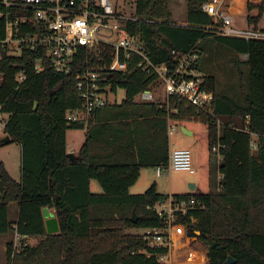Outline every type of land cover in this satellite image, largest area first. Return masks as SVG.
Segmentation results:
<instances>
[{
	"label": "trees",
	"instance_id": "1",
	"mask_svg": "<svg viewBox=\"0 0 264 264\" xmlns=\"http://www.w3.org/2000/svg\"><path fill=\"white\" fill-rule=\"evenodd\" d=\"M171 1L134 0L136 19L124 25L129 35L144 41L153 63L170 64L172 50L185 54L207 37L246 55L238 62L248 66V73L238 69L235 97L219 89L215 75H203L202 88L213 94L207 113L176 97L161 107L136 101L140 91L156 84V77L136 68L135 57L125 71L104 72L100 80L114 93L123 89L122 101L95 108L86 123L71 121L67 113L82 104L76 74L105 67L112 45L81 47L68 73L49 67L41 46L3 54L0 111L8 114L4 133L20 146V178L15 180L0 161V234L12 230L38 237L16 252L7 243L6 264H160L157 254L167 249L150 247L140 233L127 229L163 226L153 207L169 196L158 192L155 183L138 194L128 189L142 169L166 167L168 124L191 130L196 141V186L172 198L193 197L204 206L179 214L177 221L204 252L205 264H223L229 256L234 259L230 264H264V41L215 34L213 17L202 9L208 0H185L187 24H177ZM245 5L246 26L264 31V0H245ZM39 58L46 68L37 72ZM198 62L194 65L201 71ZM20 72L22 81L17 80ZM84 128V141L71 160L66 131ZM217 144H224L220 161L212 152ZM91 179L98 180L102 193L90 191ZM12 201L18 205L15 227L8 217ZM45 207L57 217L56 233L46 232Z\"/></svg>",
	"mask_w": 264,
	"mask_h": 264
},
{
	"label": "built area",
	"instance_id": "2",
	"mask_svg": "<svg viewBox=\"0 0 264 264\" xmlns=\"http://www.w3.org/2000/svg\"><path fill=\"white\" fill-rule=\"evenodd\" d=\"M222 1L208 0L202 4V9L215 20L211 26L215 34L264 41V31L224 23ZM135 19L119 13L113 0H0V30H4V36H0V59L4 53L19 55L25 50H35L41 46L45 48L48 66L57 72L68 73L81 47L110 44L113 51L105 67L87 68L76 74L75 86L82 104L80 108L67 113L68 120L86 123L95 108L115 102L117 92H112L109 86H102L100 80L106 77L104 72L125 71L128 61L135 57V67L148 76H155L158 90L162 92L160 97L153 88L142 90L135 96L136 101L154 102L161 107L169 106L171 97H176L177 100L183 99L193 105L197 111L207 113L213 94L201 86L203 74L194 65L199 58L198 49L185 54L172 50V63H153L144 41L139 36L129 35L124 28L127 21ZM34 67L37 72L44 70L45 60L43 62V58H39ZM23 78L20 72L17 80L22 81ZM2 114L4 112L0 111V129L4 131L6 120L2 121ZM176 127L175 124H168L169 137ZM221 147L224 144L212 148L217 161L222 159L219 153ZM165 168L191 174L197 172L189 149L174 145H170ZM221 178L222 175L218 173L217 190L221 188ZM153 208L163 218L164 224L161 227L143 228L140 234L150 247L167 249L157 254L158 262L172 264L170 261L174 257V250L180 249L182 257L179 264H205L204 252L194 244V238L187 234L184 224L177 221L179 214L204 209V206L197 205L193 197L176 200L171 196ZM19 245L18 242L12 244L13 252L20 251L26 244ZM17 247L21 248L17 250Z\"/></svg>",
	"mask_w": 264,
	"mask_h": 264
},
{
	"label": "rangeland",
	"instance_id": "3",
	"mask_svg": "<svg viewBox=\"0 0 264 264\" xmlns=\"http://www.w3.org/2000/svg\"><path fill=\"white\" fill-rule=\"evenodd\" d=\"M116 6V9L119 13L126 16H132L134 13V0H113ZM222 8L225 12V17L223 21L227 24H230L234 27L245 28L246 26V5L245 0H223ZM215 20L213 18V25ZM198 50L201 51L199 56L198 65L205 74L215 75L218 82V87L221 91L227 93L228 95L235 97L239 89V74L238 69H241L242 72L248 73V66L238 61H243L246 59V55H241L235 53L233 50L227 46L215 41L212 37H207L202 39L198 44ZM203 73V74H204ZM1 80V75H0ZM158 92V95L162 97L161 90H158V85L155 84L152 86ZM111 97L113 95H110ZM116 102L120 103L125 96L123 89L117 90ZM2 121L4 122L7 118V114H2ZM223 123V121H222ZM5 133L3 129H0V137ZM85 128L84 129H69L66 132L67 144L73 150H78L84 141ZM170 143H175V146L178 148L189 149L192 156V162L195 165L196 157V141L193 136H187L183 134L180 129V126L173 130V133L170 135ZM67 145V146H68ZM253 148H255V142H252ZM69 148V149H70ZM4 160L7 168L15 175L16 179L20 178V146L15 141H11L7 144H0V161ZM196 166V165H195ZM157 174V175H156ZM198 174L188 173L187 171L182 170H169L168 168H159L158 167H147L141 170L140 176L137 181L129 187V193L138 194L142 193L147 187H149V179H159L158 181V191L163 192L164 194L170 196L173 194H184L188 193V182L197 180ZM147 180V181H146ZM147 183V184H146ZM90 191L92 193H102V187L98 180H90ZM17 207L16 203L11 204V209ZM139 228H130L127 229L128 233H140ZM38 242V237H31L27 240L19 241L18 243L21 246L23 243L26 245H32ZM178 246V245H177ZM18 248V247H17ZM21 248V247H20ZM18 248L17 250H19ZM182 250L175 249L174 257L171 258L172 264H179V260L182 257ZM5 257V255H4ZM1 260V253H0ZM162 264H168V262H162Z\"/></svg>",
	"mask_w": 264,
	"mask_h": 264
},
{
	"label": "crops",
	"instance_id": "4",
	"mask_svg": "<svg viewBox=\"0 0 264 264\" xmlns=\"http://www.w3.org/2000/svg\"><path fill=\"white\" fill-rule=\"evenodd\" d=\"M223 4L221 5V8H222ZM170 7H171V10H172V19L177 23V24H181V25H186V18H185V7H186V1L185 0H172L171 3H170ZM223 9V8H222ZM224 10V9H223ZM226 23V21L224 22ZM199 53L201 54V51L198 50ZM199 54V56H200ZM202 74L204 73L203 71H201ZM205 74V73H204ZM203 74V75H204ZM117 95V93H116ZM117 98V96H115ZM116 101V100H115ZM69 130V129H68ZM67 132V131H66ZM184 134V133H183ZM85 135V134H84ZM187 135V134H185ZM189 136V135H187ZM192 136V135H191ZM169 141H170V138H169ZM66 145L67 144V138H66ZM171 146H175V143L173 142L172 144L170 143ZM176 147V146H175ZM67 148V152H72V153H76L77 151L76 150H73L68 146H66ZM70 148V149H69ZM3 163L5 164V167L6 169L8 170L9 174H10V171L9 169L7 168V165L5 163L4 160H2ZM20 166V165H19ZM15 180H19V179H16L15 178V175H13L12 173L10 174ZM157 175V174H156ZM159 179H149V184L151 185L152 183H155L156 184V188H158V181ZM196 182V180H194ZM147 184V183H146ZM158 191V189H157ZM159 192V191H158ZM160 193H163V192H160ZM164 194V193H163ZM172 195L169 196V198L171 197ZM168 198V199H169ZM12 203H16L14 201L10 202L8 204V217H9V220L12 221L13 223V226L12 227H15V221L17 219V212H18V205L17 207L14 206L13 209H11V204ZM17 204V203H16ZM48 210L50 212L53 213V209L51 208H48ZM138 231L140 232L141 229H138ZM28 238H31L29 236H20L18 235L15 231H8L7 233H3V234H0V253H1V260H0V264H6V245L7 243L9 242H12L13 243H16V242H19V241H23V240H27ZM5 255V257H4Z\"/></svg>",
	"mask_w": 264,
	"mask_h": 264
},
{
	"label": "water",
	"instance_id": "5",
	"mask_svg": "<svg viewBox=\"0 0 264 264\" xmlns=\"http://www.w3.org/2000/svg\"><path fill=\"white\" fill-rule=\"evenodd\" d=\"M180 129H181V131L184 134H187L189 136L192 135V131L186 129L184 126H180ZM10 142H11V138H10V136L8 134H4L3 136L0 137V144H7V143H10ZM67 156L71 160H74V158H75V155L72 152H67ZM195 186H196V182L195 181L188 182L187 187H188L189 192L193 191ZM42 212H43V216H44V224H45L46 232L47 233H56V232H58V230H59L58 220H57V217L54 215V213L50 212L48 210V208H46V207L43 208ZM130 219L132 221L136 220V215H135L134 212L132 213V216H131ZM233 261H234V259L229 256L223 262V264H230Z\"/></svg>",
	"mask_w": 264,
	"mask_h": 264
}]
</instances>
